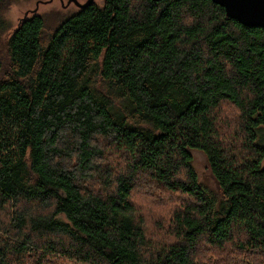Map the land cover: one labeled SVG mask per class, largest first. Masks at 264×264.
I'll return each instance as SVG.
<instances>
[{"label":"trees","instance_id":"trees-1","mask_svg":"<svg viewBox=\"0 0 264 264\" xmlns=\"http://www.w3.org/2000/svg\"><path fill=\"white\" fill-rule=\"evenodd\" d=\"M14 1L0 264H264V29L212 0H94L7 32Z\"/></svg>","mask_w":264,"mask_h":264},{"label":"rangeland","instance_id":"rangeland-1","mask_svg":"<svg viewBox=\"0 0 264 264\" xmlns=\"http://www.w3.org/2000/svg\"><path fill=\"white\" fill-rule=\"evenodd\" d=\"M88 0H76L78 4H84ZM96 3L101 4L102 0H96ZM78 10L77 6L70 2V0H15L9 7L6 13V20L9 24L7 32L16 29L19 22L24 18L31 15L39 14L45 16L47 20H51L53 14L61 13L62 15L75 13ZM52 21V20H51ZM6 35V33H5ZM5 38V36L3 37ZM227 112H229L226 109ZM225 111V112H226ZM193 156V166L199 177V180L205 185L214 188V182L208 176L205 167V160L201 153L192 152ZM149 189L143 190L139 197H144L149 194ZM151 193V192H150ZM145 199V198H142ZM163 199V198H161ZM140 200V199H139ZM138 199L135 200L136 204L141 207V203ZM164 200V199H163ZM237 259L227 261V264H238Z\"/></svg>","mask_w":264,"mask_h":264},{"label":"water","instance_id":"water-1","mask_svg":"<svg viewBox=\"0 0 264 264\" xmlns=\"http://www.w3.org/2000/svg\"><path fill=\"white\" fill-rule=\"evenodd\" d=\"M71 1L76 6L84 8L94 0H88L84 4H78L76 0ZM212 2L224 9L227 18L244 27L264 29V0H212Z\"/></svg>","mask_w":264,"mask_h":264},{"label":"bare ground","instance_id":"bare-ground-1","mask_svg":"<svg viewBox=\"0 0 264 264\" xmlns=\"http://www.w3.org/2000/svg\"><path fill=\"white\" fill-rule=\"evenodd\" d=\"M24 18H26V17H24ZM24 18H23V19H24Z\"/></svg>","mask_w":264,"mask_h":264}]
</instances>
